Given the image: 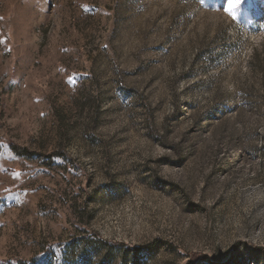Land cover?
Masks as SVG:
<instances>
[{"label":"rangeland","instance_id":"obj_1","mask_svg":"<svg viewBox=\"0 0 264 264\" xmlns=\"http://www.w3.org/2000/svg\"><path fill=\"white\" fill-rule=\"evenodd\" d=\"M228 3L0 0V264H264V0Z\"/></svg>","mask_w":264,"mask_h":264},{"label":"snow or ice","instance_id":"obj_2","mask_svg":"<svg viewBox=\"0 0 264 264\" xmlns=\"http://www.w3.org/2000/svg\"><path fill=\"white\" fill-rule=\"evenodd\" d=\"M238 4H239V0H234V2H233V0H229L228 6L225 9L229 13V15L233 16L234 19H235L234 10L236 9Z\"/></svg>","mask_w":264,"mask_h":264},{"label":"trees","instance_id":"obj_3","mask_svg":"<svg viewBox=\"0 0 264 264\" xmlns=\"http://www.w3.org/2000/svg\"><path fill=\"white\" fill-rule=\"evenodd\" d=\"M19 152H25V151H19Z\"/></svg>","mask_w":264,"mask_h":264}]
</instances>
